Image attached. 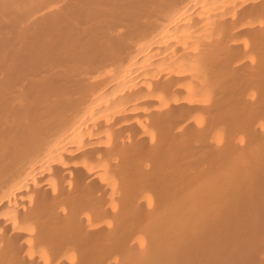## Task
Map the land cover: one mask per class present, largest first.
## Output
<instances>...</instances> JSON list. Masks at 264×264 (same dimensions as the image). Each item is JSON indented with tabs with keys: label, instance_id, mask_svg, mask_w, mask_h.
I'll return each mask as SVG.
<instances>
[{
	"label": "bare ground",
	"instance_id": "bare-ground-1",
	"mask_svg": "<svg viewBox=\"0 0 264 264\" xmlns=\"http://www.w3.org/2000/svg\"><path fill=\"white\" fill-rule=\"evenodd\" d=\"M0 264H264V0H0Z\"/></svg>",
	"mask_w": 264,
	"mask_h": 264
}]
</instances>
